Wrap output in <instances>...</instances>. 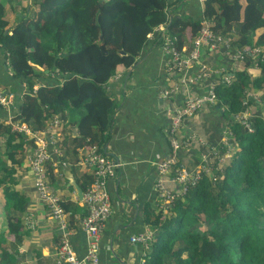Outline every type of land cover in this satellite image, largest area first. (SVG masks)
Returning a JSON list of instances; mask_svg holds the SVG:
<instances>
[{
  "label": "trees",
  "instance_id": "1",
  "mask_svg": "<svg viewBox=\"0 0 264 264\" xmlns=\"http://www.w3.org/2000/svg\"><path fill=\"white\" fill-rule=\"evenodd\" d=\"M180 1L0 3V55L13 78L8 84L0 77V85L16 99V109L0 105V114L6 116H0V188L8 190L19 166L35 148L13 125L43 131L57 117L68 135L58 143L63 156H53L48 174L51 189L62 192L65 169L76 171L74 144L81 139L85 148L96 145L104 152L109 141L117 109L108 92L110 81L138 64L156 33L161 49L172 38L177 51L186 48L190 52L206 19L213 23L214 33L230 38L235 48L261 52L230 72L235 76L232 86L217 82L218 101L209 106L225 122L223 135L230 139L231 157L220 163L209 146L214 158L207 167L211 173L202 172L200 181L180 194L166 214L160 208L149 217L155 236L144 251L143 264H264V107L258 110L264 106V32L258 33L264 29V0H206L203 10L193 16L181 12ZM36 85L40 88L35 92ZM241 114H247V128L234 120V115ZM75 131L82 137L72 139ZM215 148L225 158L227 146ZM91 176L77 177L85 193L94 181ZM16 194L9 198L14 205ZM61 200L72 228L83 208L79 201ZM8 218V230L18 244L21 225L15 216ZM9 260L3 257L0 264Z\"/></svg>",
  "mask_w": 264,
  "mask_h": 264
},
{
  "label": "crops",
  "instance_id": "2",
  "mask_svg": "<svg viewBox=\"0 0 264 264\" xmlns=\"http://www.w3.org/2000/svg\"><path fill=\"white\" fill-rule=\"evenodd\" d=\"M1 2L9 4L10 1L0 0ZM182 2L183 12L192 16L204 8V5L196 0ZM159 32L161 36V31ZM156 36L158 33L151 36L138 64L129 73L122 72L108 84L109 95L115 99L117 109L104 152L120 166L109 183L112 213L101 241L100 264H138L144 259L142 258L145 254L144 248L132 243L131 236L151 229L148 219L154 217V213L160 210L161 202L156 191L158 176L156 165L172 152L167 134L172 115L175 109L183 104V100L208 88L204 82L199 87L182 88L180 94L163 100L162 91L168 90L167 87H171L180 75L167 72L166 56L161 45L155 41ZM204 60L208 63L216 62L217 67H220L218 61L222 66L226 65L219 55L207 53ZM191 73L195 71L192 70ZM0 77L7 80V83L13 79L1 55ZM209 106L203 107L194 118L184 121L180 131V139L183 142L191 140L190 145H183L180 151L181 164L188 169L198 167L202 153L206 149L209 150V146L217 147L224 143L222 135L225 122L218 119V116H221L218 110L214 106ZM0 116L6 117L2 114ZM220 120L223 122V131L218 126ZM11 122L7 120L8 124ZM67 135L64 128L63 139ZM193 136L202 139L206 147ZM71 137L75 139L82 135L75 131ZM82 143L83 141L79 139L73 146L77 157L72 166L76 171L65 169L73 173L76 182L77 177L83 175L92 177L90 170L79 165L86 149ZM32 182L30 169L23 175L18 171L13 176L8 190L0 188V261L8 256L11 259L2 264H57L59 235L56 225L47 208L39 201ZM61 185L64 188L58 194L61 199L65 197L75 202L79 201L67 178L63 179ZM169 187L173 188L171 184ZM13 193L19 196L15 205L14 202L10 203L11 200L9 202ZM79 207H82L83 211L75 216L76 223L71 228L70 241L78 256L83 257L88 250L87 239L82 231V219L86 211L80 201ZM9 214L15 216L16 222L19 221L21 225L18 234L21 242L18 244H14L16 239L14 241V236L8 230Z\"/></svg>",
  "mask_w": 264,
  "mask_h": 264
},
{
  "label": "built area",
  "instance_id": "3",
  "mask_svg": "<svg viewBox=\"0 0 264 264\" xmlns=\"http://www.w3.org/2000/svg\"><path fill=\"white\" fill-rule=\"evenodd\" d=\"M206 0H198L204 5ZM213 23L206 19L202 21V28L193 41V48L190 52L186 48L177 51L172 38H167L162 50L166 56L167 72L169 74L183 75L188 72L189 77H179L168 90H163L161 98L169 100L172 96L181 93L182 88L199 87L200 84L206 82L208 88L204 92L190 95L183 100V104L179 105L167 129L172 153L161 160L157 165L156 191L161 202L160 208L168 210L175 205V201L180 194H185L190 186L196 185L202 178V172L211 173L207 168L210 160L219 158V162H223V156L217 154L218 150L212 147L214 151L208 150L202 153V159L205 166H199L195 170L188 169L180 164V151L184 144H189L190 139L183 142L180 139V131L184 121L197 114L206 105H215L218 101L216 86L220 81L226 87H230L234 82V74L230 73L238 67V64L245 62L248 57L257 56L261 52L260 49H238L235 48L230 38L217 35L212 30ZM207 53L211 55H219L227 61L225 66L217 67L208 63L204 59ZM228 68H227V67ZM194 70L195 73H191ZM14 94H6L0 85V105L6 109L13 106ZM55 121V120H54ZM53 121V122H54ZM60 122V121H59ZM61 124V122H60ZM57 132L58 127L55 123H49L48 127ZM62 129L63 125L61 124ZM19 132L26 134L35 148L29 155V168L33 176V187L39 201L47 208L51 219L56 225L59 235V244L57 250V264H100V250L103 233L106 228L107 221L112 213V196L109 190V183L115 177L120 164L113 158H110L98 146H91L85 149L83 157L80 158L79 165L90 170L94 176V181L88 191L84 192L83 207L86 211L85 217L82 219V231L87 239L88 250L83 257H79L74 250L71 241L70 214L65 211L61 205V197L52 189L49 181L48 165L53 160V156L62 157V152L54 141L52 134H48L47 130L33 131L26 124H14L13 128ZM46 129V128H45ZM61 138V137H60ZM203 144L202 139L196 138ZM224 145L231 147V143L224 141ZM229 154V150L227 151ZM208 162H207V160ZM66 167L67 163H63ZM169 184L173 188L169 187ZM155 234L153 230L147 229L143 233L131 236V242L141 245L146 252L149 249ZM145 255V254H144Z\"/></svg>",
  "mask_w": 264,
  "mask_h": 264
},
{
  "label": "rangeland",
  "instance_id": "4",
  "mask_svg": "<svg viewBox=\"0 0 264 264\" xmlns=\"http://www.w3.org/2000/svg\"><path fill=\"white\" fill-rule=\"evenodd\" d=\"M10 1V0H9ZM29 1L30 0H28V3H29ZM183 1V0H182ZM182 1H180L181 2V5H182ZM31 2H33V0H31ZM2 3V2H1ZM184 11V9L183 10H181V12H183ZM12 18H14V16L12 17ZM262 32H264V29L263 30H260L258 33H262ZM211 64H214V63H212L211 62ZM215 64H216V62H215ZM214 64V65H215ZM218 65L219 66H222L221 65V63L218 61ZM216 66V65H215ZM257 68L258 69H260L261 70V68H260V66H258L257 65ZM257 69V70H258ZM189 73L188 72H186V73H184L183 75H180L179 77H189ZM119 77V76H118ZM235 77V76H234ZM40 88V86L39 85H36L35 87H34V91L36 92L38 89ZM247 90V92H248V89H246ZM249 95H252V93H248V96ZM256 97V99H259V96H258V94L255 96ZM15 98V97H14ZM14 98H13V101H14ZM259 102H260V100H259ZM14 104H13V106L15 105V101L13 102ZM12 106V107H13ZM12 107L9 109V110H11L12 109ZM247 106H245V108H246ZM259 108H258V110H262V107H264L262 104L261 105H259L258 106ZM249 109L250 110H252L251 109V107H249ZM257 110V111H258ZM197 114H195L194 116H192V117H190V118H187V120L188 119H191V118H194L195 116H196ZM218 119H223V118H221V116L219 117L218 116ZM246 119H247V114H241L240 116L239 115H234V120L236 121V122H238V121H240L242 124H243V127H248V125L246 124ZM55 120V121H54ZM54 121V122H53ZM52 123H55V126H57L58 127V129H57V132H56V134H55V130L54 129H50V126L49 127H47L45 130H47V133L48 134H52V138L54 139V141L57 139V142H56V144L59 142V139L62 141L63 140V130H64V128L62 129V126H61V124H60V122H59V120L57 119V117H53V120L51 121ZM51 122H49V123H51ZM223 122H222V120H220V122H219V124H218V126H219V128H220V130H224V127H223V124H222ZM27 126V125H26ZM28 127V126H27ZM13 130L14 131H17L16 129H15V127L13 128ZM19 132V131H18ZM224 135H222V137H223ZM61 137V138H60ZM31 139V138H30ZM29 139V140H30ZM223 140L224 141H226L227 143H230V139H229V137H227V136H224L223 137ZM219 149V148H218ZM231 149V147H228V150H230ZM208 150H205L204 152H207ZM233 151H235V149H233ZM31 152H32V150H31ZM30 152V153H31ZM28 154H29V152H28ZM30 155V154H29ZM29 155L27 156V158H26V160L25 161H23L22 162V165H20L19 166V168H18V171H19V173H20V171H21V174L23 175V173H25L26 171H28L30 168H29V165H28V163H29ZM63 156V155H62ZM229 157H231V154H227L226 156H225V158H222V161H224V159H228ZM207 160V159H206ZM201 162L203 163V159L201 158ZM207 162H208V160H207ZM209 163V162H208ZM213 163H214V161H213ZM213 163H211V166L213 165ZM32 186H33V182H32ZM147 253V252H146ZM146 253H145V255H146ZM144 255V256H145ZM145 262V259H142L141 261H140V264H143Z\"/></svg>",
  "mask_w": 264,
  "mask_h": 264
},
{
  "label": "water",
  "instance_id": "5",
  "mask_svg": "<svg viewBox=\"0 0 264 264\" xmlns=\"http://www.w3.org/2000/svg\"><path fill=\"white\" fill-rule=\"evenodd\" d=\"M65 176L66 178L69 180L70 182V187H73L74 190L76 191V194L78 196V199L80 202H83V198H84V191L83 189L78 185V183L76 182L74 175L72 172L70 171H65Z\"/></svg>",
  "mask_w": 264,
  "mask_h": 264
}]
</instances>
